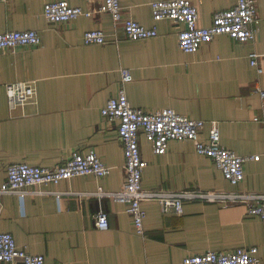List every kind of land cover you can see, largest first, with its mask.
<instances>
[{
  "label": "crops",
  "instance_id": "obj_1",
  "mask_svg": "<svg viewBox=\"0 0 264 264\" xmlns=\"http://www.w3.org/2000/svg\"><path fill=\"white\" fill-rule=\"evenodd\" d=\"M53 0L0 2V32L38 31L41 45L0 50V190L11 164L53 167L73 151H95L111 167L104 178L77 176L37 187L36 193L0 192V232L13 234L31 254L44 255L47 264H184L187 256L207 251H231L256 246L264 264V221L247 214V205L185 201L183 214L164 212L156 201L143 204L144 234H138L127 203L95 195L103 187L119 191L125 184L124 145L116 124L102 115L107 101L118 94L122 70L133 80L125 85L133 107L155 111L175 109L206 122L208 138L217 121L221 143L238 155L257 156L244 163V180L232 185L213 160L197 153L189 139L174 140L157 155L144 135L140 137L146 166L145 189L240 190L264 195V0H256V37L239 42L216 36L194 53L182 51L170 20L155 22L151 3L122 0L124 18L156 25L158 36L127 39L122 25L108 13L52 24L44 5ZM72 6L95 10L103 0H68ZM200 26L237 0H193ZM101 28L117 36L106 44H84L88 30ZM259 55L262 68L251 65ZM36 82V103L12 111L7 85ZM260 120L256 121L255 118ZM104 211L109 228L97 227ZM0 264H4L0 262Z\"/></svg>",
  "mask_w": 264,
  "mask_h": 264
},
{
  "label": "built area",
  "instance_id": "obj_2",
  "mask_svg": "<svg viewBox=\"0 0 264 264\" xmlns=\"http://www.w3.org/2000/svg\"><path fill=\"white\" fill-rule=\"evenodd\" d=\"M122 0H103L95 9H84L72 6L68 0H53L44 5V17L52 24L74 20L80 16L92 17L98 13L111 15L115 25H122L125 36L130 40H147L158 36L156 25L147 27L133 18H124ZM8 2V0H0ZM155 22L170 20L181 26L177 31L178 44L182 51L194 53L216 36L228 35L235 41L248 42L256 37L258 10L256 0H237L232 6L217 11L208 26L198 24L199 10L193 0H156L151 3ZM110 39L118 41L117 36H109L103 29L95 28L84 33V44H106ZM41 36L38 31H5L0 32V50L14 51L18 47L39 46ZM259 55L250 54L251 65L261 73L258 62ZM133 80L128 70H122V87L118 94L111 97L101 112L109 122L116 124L117 135L124 145V170L126 180L124 186L116 192H110L100 187L95 193L99 198L112 197L117 201L127 203V212L131 216L138 234H144V219L147 215L143 204L156 201L162 205L164 212L183 214L185 201H202L234 205H247V214L258 216L264 221V195L240 190L189 189L173 191L169 189H145L142 186L143 171L146 162L143 159L140 137L144 135L157 155L167 152L169 143L179 139H189L194 142L200 155L210 157L223 172L228 181L239 185L245 177L243 165L257 156L238 155L221 143V132L217 121L211 122L207 139L202 138L206 122L202 119H192L175 109L165 107L155 111H145L133 107L130 103L125 85ZM36 82L22 81L7 85V97L10 110L24 109L27 105L36 103ZM264 100V89L260 91ZM260 120L259 117L255 118ZM264 121V119H262ZM111 173V167L106 165L91 150L88 153L73 151L63 162L53 167L33 166L28 163L11 164L7 168L8 178L0 190L2 193L27 194L36 193L37 187L57 184L77 176L93 175L104 178ZM97 227L109 228L108 216L104 211L96 215ZM256 246L238 247L231 251H207L201 254L187 256L184 264H263L258 256ZM0 262L4 264H47L44 255L31 254L19 246L9 232H0Z\"/></svg>",
  "mask_w": 264,
  "mask_h": 264
}]
</instances>
